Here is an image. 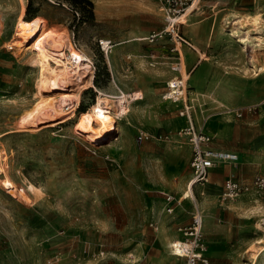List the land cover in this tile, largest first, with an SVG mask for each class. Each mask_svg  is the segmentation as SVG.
Segmentation results:
<instances>
[{
	"label": "rangeland",
	"instance_id": "rangeland-1",
	"mask_svg": "<svg viewBox=\"0 0 264 264\" xmlns=\"http://www.w3.org/2000/svg\"><path fill=\"white\" fill-rule=\"evenodd\" d=\"M27 3V19L40 16L66 29L74 48L89 54L96 88L106 90L115 79L139 89L144 98L137 103L144 113L118 120L103 146L72 132L75 119L23 129L19 114L35 99L36 68L31 56L3 43L10 40L17 6L14 0H0L5 20L0 32V169L20 186L39 189L26 206L0 188V264H187L185 257L170 254L168 242L188 238L179 228L191 224L195 210L202 217L198 232L207 264H248L250 245L264 240V194L249 191L224 200L221 192L227 175L245 183L264 176V74L255 78L248 70L253 50L248 46L242 53L230 33L234 27L253 33L252 26L240 24L256 13L264 20V0H201L185 23L174 25L178 36L208 57L202 60L184 43L178 50L163 32L166 23L155 0ZM151 35V42L144 39ZM101 39L111 42L109 59ZM182 51L187 65L198 62L184 98L192 121L216 149L240 157L235 169L219 163L210 173L209 188H194L189 198L181 194L191 172L190 146L179 135L186 124L179 115L183 101L171 103L162 95L167 82L178 77L172 67L183 59ZM256 54L259 66L264 50ZM97 97L94 87L84 89L75 116ZM233 110L244 113L235 118ZM141 132L148 139H140ZM159 190L180 200L171 213ZM255 264H264V250Z\"/></svg>",
	"mask_w": 264,
	"mask_h": 264
},
{
	"label": "bare ground",
	"instance_id": "bare-ground-1",
	"mask_svg": "<svg viewBox=\"0 0 264 264\" xmlns=\"http://www.w3.org/2000/svg\"><path fill=\"white\" fill-rule=\"evenodd\" d=\"M14 1L16 2L17 12L11 20V37L7 43H3L6 44V48H9V50L13 49L23 55L31 56L36 68V91L33 95L35 99L30 105L22 109L19 114V122L23 129L28 131L39 127H55L75 119L71 126L72 132L81 136L88 143L103 146L109 138H112L118 120L121 118L129 120V117L137 118L144 113V108L137 103L144 98V94L139 89L135 90L130 86H124V84H117L115 79L109 83L106 90L96 88L93 84L92 60L89 54L84 50L74 48L66 29L49 25L47 20L40 16H33L27 19L26 7L28 0ZM1 6L3 5H0V8ZM197 6L198 4L194 0L184 12L173 17L170 21L171 23L164 28V31L169 32L171 37L174 38L177 49H181L182 44L175 39L177 34L173 26L178 23H185L184 19H187ZM4 22L0 9V32ZM245 23L253 27V33H250V29L248 30L244 27H234L230 35L237 38L238 42L241 43L242 48L240 49L242 50L240 51L242 53L247 50L248 46L253 50L250 57L248 56V70L252 71L253 76L256 78L264 74V62L259 66L255 64L257 59L255 57H258L256 51L264 50V35L261 33L264 30V20L261 13H256L242 20L240 26L245 25ZM238 29L244 30L238 31ZM136 39L143 40L140 37H136ZM101 41L106 43V40L101 39ZM109 48V45L105 46L108 59ZM193 49L198 52L199 57L207 59L196 46H193ZM180 76L183 79L181 81L177 77H173V79L168 81L169 86H173V84L182 85V87L173 88V95L171 96L174 97L175 101L185 98V92L187 88H190L187 87L189 76L183 65L180 68ZM88 87H94L98 97L89 108L87 107V110L80 111L76 117L74 111L81 102L84 89ZM164 94L165 92L162 95ZM227 109L230 110L225 108V110ZM0 188L13 201L26 206L32 205L30 194L39 190L30 184L20 186L16 181H13L5 170L3 171V176L0 177ZM190 191L191 189L187 182L181 193L182 197L190 196ZM257 226L260 229V225ZM263 242L264 240L261 238L250 245L248 249L250 254L245 260L248 264L256 263L258 256L264 250V245H261ZM172 245L175 249L170 254L176 259L183 258L185 256L184 251L189 244L185 240L177 238L168 242V248L171 249Z\"/></svg>",
	"mask_w": 264,
	"mask_h": 264
},
{
	"label": "built area",
	"instance_id": "built-area-1",
	"mask_svg": "<svg viewBox=\"0 0 264 264\" xmlns=\"http://www.w3.org/2000/svg\"><path fill=\"white\" fill-rule=\"evenodd\" d=\"M156 3L159 5V9L162 13L164 23L166 26L170 24L171 19L180 13L184 12V10L194 1V0H155ZM198 4L201 0H195ZM199 5V4H198ZM180 25V24H178ZM177 25V26H178ZM165 26V27H166ZM177 30V27H176ZM163 32H165L163 30ZM170 35L169 32H166ZM171 36V35H170ZM154 36L145 37L147 41H152ZM172 38V37H171ZM177 40L182 43L186 44L188 47L191 46L188 40L183 39L182 37L178 36ZM175 38V39H176ZM174 40V38H172ZM175 41V40H174ZM111 42L106 40V43H103L100 40V47L105 50V46L110 45ZM176 45V44H175ZM177 48V47H176ZM179 50V49H178ZM181 56V55H180ZM183 65V59L179 60L174 64L172 67L173 70H177L178 72V79L181 81L183 79L180 76V68ZM186 71V70H185ZM182 87L181 84H176L173 86H169L167 82V89L163 98H168L166 100L175 101L172 91L175 87ZM183 101V106L180 109L179 115L186 118V124L183 126L179 132V135H183L190 146V169H191V177L188 180V184L192 191L195 187H198L201 190L207 188L210 184L209 182V173L210 170L216 167L219 163H231L237 164L238 156L232 152H225L222 150H217L213 146H211V137L205 134L200 128L196 127L194 122L191 119V107L187 105L186 100L184 98L179 99V101ZM252 109L246 108V111L251 112ZM233 115L235 118H241L243 115L242 110H233ZM148 134L146 132H141L139 134L140 139H148ZM3 172L0 169V176H2ZM249 191H256L258 193L264 194V176L255 175L251 182H241L234 180L232 175H229L228 178L225 180L221 198L224 200L237 198L243 194H246ZM164 200L167 202L166 212L171 213L176 204L180 203V200L175 199V197L169 193H163ZM190 196H187L188 198ZM183 197V198H187ZM192 218V222L189 226H183L179 228V231L182 232L183 236H187L188 238L185 240L189 246L185 249V259L187 264H207V257L205 253V245L201 240L199 235L198 229L202 221V217L200 213L195 210L194 213H190ZM175 247L172 245L170 249V253H173Z\"/></svg>",
	"mask_w": 264,
	"mask_h": 264
},
{
	"label": "crops",
	"instance_id": "crops-1",
	"mask_svg": "<svg viewBox=\"0 0 264 264\" xmlns=\"http://www.w3.org/2000/svg\"><path fill=\"white\" fill-rule=\"evenodd\" d=\"M181 48H183V44H182V47ZM191 48H193V45H191ZM194 50V49H193ZM204 54V53H203ZM198 56H199V54H198ZM204 56H205V54H204ZM182 58H183V64H184V66H185V70H186V72H187V74H188V76H189V80L187 81V83L190 81V78H191V73H192V70L195 68V66H196V64L198 63H190V64H188L187 65V60H186V58L183 56V51H182ZM206 58H208V57H206ZM202 59H205V58H202V57H199V60H202ZM194 124H195V126L196 127H198L199 128V126L198 125H196V123L194 122ZM185 126V125H184ZM203 131V130H202ZM204 132V131H203ZM205 133V132H204ZM206 134V133H205ZM211 146H213L212 145V142H211ZM214 147V146H213ZM215 148V147H214ZM216 149V148H215ZM217 150H219V149H217ZM238 155V154H237ZM229 164H231V163H229ZM240 165V157H239V155H238V161H237V164H231V166L235 169V168H237L238 166ZM217 167V166H216ZM215 168V167H214ZM214 168H212L211 170H210V173H211V171L214 169ZM210 173H209V179H210ZM228 176V175H227ZM227 176L225 177V179H224V181L227 179ZM190 177H191V172H190V175H189V177H188V180L190 179ZM254 177V176H253ZM252 177V178H253ZM188 180H187V182H188ZM240 181H242V180H240ZM242 182H244V181H242ZM211 183L212 182H210V184L207 186L208 188H209V186L211 185ZM195 188H198V187H195ZM199 189V188H198ZM157 193H159V194H163V193H167L166 191H162V190H159ZM163 196V195H162ZM228 213H230V212H228Z\"/></svg>",
	"mask_w": 264,
	"mask_h": 264
}]
</instances>
